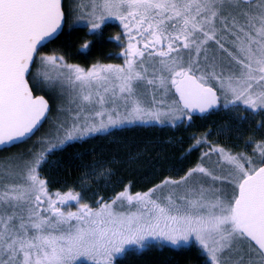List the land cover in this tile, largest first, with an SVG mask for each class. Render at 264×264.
I'll list each match as a JSON object with an SVG mask.
<instances>
[{"label": "snow or ice", "instance_id": "1", "mask_svg": "<svg viewBox=\"0 0 264 264\" xmlns=\"http://www.w3.org/2000/svg\"><path fill=\"white\" fill-rule=\"evenodd\" d=\"M75 15L89 34L118 22L124 63L85 69L40 55L62 31V0H0V151L48 119L29 78L66 83L78 100L25 152L0 158V264H119L164 244H194L206 264H264V140L246 141L251 155L210 145L181 179L143 193L126 187L95 208L79 191H49L40 175L55 152L112 128L191 121L230 105L264 113V0H78ZM207 136L193 137L189 152Z\"/></svg>", "mask_w": 264, "mask_h": 264}, {"label": "trees", "instance_id": "2", "mask_svg": "<svg viewBox=\"0 0 264 264\" xmlns=\"http://www.w3.org/2000/svg\"><path fill=\"white\" fill-rule=\"evenodd\" d=\"M77 2L64 0L65 26L47 47L40 50V55H62L67 63L84 67L119 62L117 53L123 48L113 39L120 32L119 24L111 21L102 26L99 34H89L85 22H77ZM86 43L89 48L81 52ZM39 65L37 61L32 74L42 81L43 77L37 72ZM42 69L40 66V72ZM50 75H56L54 69ZM29 81L36 95H44L51 102L44 87L46 82L36 86L31 78ZM53 110L54 107L39 131L26 142L34 139L47 125ZM242 116L247 119H238ZM261 121H264V113L248 114L243 110L236 111L230 105L227 109L192 116L191 121L181 120L173 125H126L86 137L55 152L49 157L50 163L40 169V175L48 181L49 191H79L82 202L95 208L97 200H110L126 187L129 192L137 193L147 191L165 179L184 176L201 163L200 157L209 151L210 145L251 155L252 147L246 146V141L250 138L253 142L264 140V129L257 130ZM206 133L208 143L189 152L196 142L193 137L202 139ZM25 143L0 151V157L14 155ZM119 264H206V259L194 244L163 245L129 254Z\"/></svg>", "mask_w": 264, "mask_h": 264}, {"label": "rangeland", "instance_id": "3", "mask_svg": "<svg viewBox=\"0 0 264 264\" xmlns=\"http://www.w3.org/2000/svg\"><path fill=\"white\" fill-rule=\"evenodd\" d=\"M75 23V21H73ZM115 23H118L116 21H113ZM119 24V23H118ZM123 50V49H122ZM122 50L120 52H118V56L120 58V55L122 53ZM122 56V55H121ZM121 61L120 62H109V63H101V64H114V65H120V64H123L124 63V57L122 56L121 57ZM71 64V63H70ZM75 65H79V64H75ZM81 66V65H79ZM92 66V65H91ZM85 69L89 68L90 66H87V67H84V66H81ZM42 68V67H41ZM45 69H42L41 71H44ZM47 71H49V73L51 71H53V69H47ZM37 72L40 73V65L37 66ZM44 87L46 88L47 90V93L49 95V98L51 100V106L54 107V110L51 114V117H50V120L49 122L47 123V125L36 135V137L34 139H32L31 141H28L26 142L25 144H23V146H20L18 148V151L15 153V154H18V153H22V152H25L31 145H33V143L41 136H43L47 131L48 129L50 128V126L53 124V122L57 119V117H63V116H66L67 115V110L68 109H75L76 108V103H74L73 101H76L78 103V100H77V93L70 87L68 86L66 83L65 84H59V83H48L46 82V84L44 85ZM41 89V88H40ZM61 109H63L64 111H60ZM186 120V119H184ZM180 121H176L175 123H178ZM148 124H156V125H173L172 123H168V122H165V123H148ZM126 126V125H125ZM124 127V126H123ZM112 129H115V128H112ZM110 130V129H109ZM108 130V131H109ZM10 154H8L6 157H8ZM1 156V155H0ZM13 155H10V157H12ZM2 158V157H0ZM211 160L212 161H216L217 160V156L213 155L211 157ZM204 165L206 167H210L216 171H220L219 169H216V166L214 163H210L208 158H205L204 160ZM227 167V166H225ZM183 177V176H182ZM182 177L180 178H168V179H173V180H179L181 179ZM193 180L195 179H202V182L205 183V185H207L208 183V180L209 178L207 177H201L200 174H197L196 176H194L192 178ZM161 184V183H160ZM159 185V184H158ZM153 188V187H152ZM149 190V189H148ZM147 190V191H148ZM228 190L231 191L232 190V187L229 186L228 187ZM147 191H142L141 193L143 192H147ZM163 191H167V189H164ZM64 192H67V191H64ZM63 193V192H62ZM131 193V192H130ZM131 194H135V193H131ZM114 198V197H113ZM112 198V199H113ZM107 201H111L110 200H107ZM72 211H75L76 208L75 206H73L71 208ZM135 210V209H133ZM164 245H170V244H164ZM189 245V244H188ZM172 246V245H170ZM183 246V245H182Z\"/></svg>", "mask_w": 264, "mask_h": 264}, {"label": "water", "instance_id": "4", "mask_svg": "<svg viewBox=\"0 0 264 264\" xmlns=\"http://www.w3.org/2000/svg\"><path fill=\"white\" fill-rule=\"evenodd\" d=\"M62 8H63V10H64V0H62ZM64 13H65V10H64ZM65 23H66V14H65V19H64V22H63L62 30H63V28H64V26H65ZM61 32H62V31H60V32L57 34V36H58ZM29 86L31 87L30 82H29ZM33 94H34V96H36L34 92H33ZM37 96H44V95H37ZM44 98L48 101V104H49V112H48V114H47V116H48L49 113H50V111H51V103H50V101H49L45 96H44ZM205 114H207V113L201 114V113H199V112H196V113H193V116H203V115H205ZM18 144H20V143H18ZM16 145H17V144H16ZM8 148H9V147H8Z\"/></svg>", "mask_w": 264, "mask_h": 264}, {"label": "flooded vegetation", "instance_id": "5", "mask_svg": "<svg viewBox=\"0 0 264 264\" xmlns=\"http://www.w3.org/2000/svg\"><path fill=\"white\" fill-rule=\"evenodd\" d=\"M119 26H120V25H119ZM121 34H122V28H121V26H120V32H119L118 34H116L115 36H117V35H121ZM122 51H123V50H122ZM121 57H122V56L120 55V61H121V59H122ZM120 61H119V62H120Z\"/></svg>", "mask_w": 264, "mask_h": 264}]
</instances>
